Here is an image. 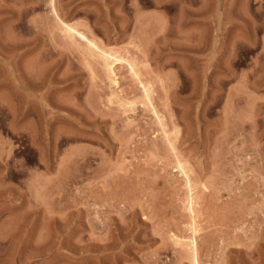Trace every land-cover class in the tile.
Instances as JSON below:
<instances>
[{
	"label": "rangeland",
	"instance_id": "374dc122",
	"mask_svg": "<svg viewBox=\"0 0 264 264\" xmlns=\"http://www.w3.org/2000/svg\"><path fill=\"white\" fill-rule=\"evenodd\" d=\"M58 16L135 60L170 140ZM192 238L264 264V0H0V264H195Z\"/></svg>",
	"mask_w": 264,
	"mask_h": 264
},
{
	"label": "bare ground",
	"instance_id": "6f19581e",
	"mask_svg": "<svg viewBox=\"0 0 264 264\" xmlns=\"http://www.w3.org/2000/svg\"><path fill=\"white\" fill-rule=\"evenodd\" d=\"M55 12H56V10H55ZM57 21H58L59 25L61 26V27L59 26L61 31H63V33H65L64 35H66V37L70 38L73 41V43L77 44L79 47H81V46L83 47L81 49L82 52L84 51V53H87V56H90L93 60L96 58L100 59L99 62H101V64H102L101 66H103V69H104L103 71H105V75H106V78L108 81L107 83H108V87H109V94H108L109 102L116 104L121 109H124L125 106L129 107V104H131V101H129V99H125L123 97L124 95L122 96L123 90H121V88L119 86L120 81H119L117 70H116L117 64H119L120 62H125L127 65L129 73L131 74V76H133V79L134 78L136 79V81L138 82V86H140L141 89L143 90V93H144V96L147 100V103L150 104V105L148 104L150 107V110H152L151 112L154 114V117H156L155 119L160 124H162L161 127L164 129L165 123L163 121V118H161V116L158 114V111L156 110V108H155V106L151 100L150 89L148 88L149 85L147 86V84L142 80V78L140 76V72L137 69L135 60L129 59L128 57L122 58V57L116 56L114 52L106 50L94 38L89 37L84 31L79 30L76 25H74V24L72 25V24L64 21L59 16L57 17ZM125 109H127V108H125ZM127 110H126V112H127ZM122 112H125V110ZM23 113H25V112H23ZM25 115H26V113H25ZM23 116H24V114H23ZM128 122H129V120H128ZM165 131L166 130L164 129V133H165ZM165 135H167V136L165 137ZM168 135L170 136V133L168 134V132L164 134V138L166 140L169 138ZM169 140H170V138H169ZM169 142H171V141H169ZM178 165L181 167V162H178ZM189 208H190V210L193 211V198L190 199ZM193 238L190 239V242H186L189 245V247L186 245V243L184 245L186 247L190 248V250L192 251V254H194L193 256L195 257L194 263L198 264V261L196 259V254H197L196 253V241ZM179 241L182 242L181 240H179Z\"/></svg>",
	"mask_w": 264,
	"mask_h": 264
}]
</instances>
